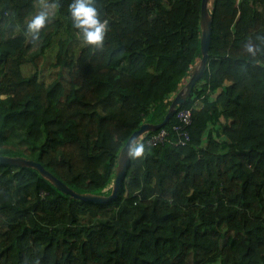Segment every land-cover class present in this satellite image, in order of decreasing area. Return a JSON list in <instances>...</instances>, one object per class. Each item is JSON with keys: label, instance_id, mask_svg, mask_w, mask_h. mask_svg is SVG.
<instances>
[{"label": "trees", "instance_id": "trees-1", "mask_svg": "<svg viewBox=\"0 0 264 264\" xmlns=\"http://www.w3.org/2000/svg\"><path fill=\"white\" fill-rule=\"evenodd\" d=\"M49 1L58 19L28 41L37 0H0V155L109 196L130 136L164 121L202 58V0H94L100 47L79 46L73 0ZM211 13L207 69L163 127L192 110L187 145L142 141L108 203L0 163V264H264V0H215ZM60 26L61 76L47 83L38 61L27 75Z\"/></svg>", "mask_w": 264, "mask_h": 264}, {"label": "water", "instance_id": "water-1", "mask_svg": "<svg viewBox=\"0 0 264 264\" xmlns=\"http://www.w3.org/2000/svg\"><path fill=\"white\" fill-rule=\"evenodd\" d=\"M215 0H202L201 4V17H200V26L202 29L201 35V52L202 58L194 66L191 72V76L187 84L176 94L171 103L170 109L165 116V119L160 124H151L144 123L141 125L140 129L135 131L127 141L126 145L122 148L119 159L118 166L116 170L115 181L112 186V193L109 196L104 195H93L90 193L80 194L69 188L64 182L54 176L50 171L46 170L43 165L33 159H28L24 156H6L0 155V163L14 165L18 167H31L40 172L42 176L52 182V184L62 191L65 194H69L71 197L77 200L82 201H95L98 203H108L118 197L119 190L126 178L127 166L130 160L128 155V150L131 148V145L136 140H140L145 134L151 131H156L164 126H166L170 119L175 114L176 110L181 107L188 97L192 94L195 85L198 80L202 77L204 72L207 69L208 62L210 59L209 49L211 46V38L213 32V17H212V8Z\"/></svg>", "mask_w": 264, "mask_h": 264}, {"label": "clouds", "instance_id": "clouds-1", "mask_svg": "<svg viewBox=\"0 0 264 264\" xmlns=\"http://www.w3.org/2000/svg\"><path fill=\"white\" fill-rule=\"evenodd\" d=\"M41 10L33 16L27 23V35L34 40L39 38V34L46 27L50 19V14L56 8L54 3L50 4L49 0H39ZM71 19L74 28L82 34V39L86 45L103 46L107 21H101L99 13L94 6V0H73L69 7ZM247 52L255 56L257 48L251 43L247 46ZM146 135V134H145ZM145 148L140 140L132 143L128 150L131 159H139L144 156Z\"/></svg>", "mask_w": 264, "mask_h": 264}, {"label": "built area", "instance_id": "built-area-1", "mask_svg": "<svg viewBox=\"0 0 264 264\" xmlns=\"http://www.w3.org/2000/svg\"><path fill=\"white\" fill-rule=\"evenodd\" d=\"M179 125L175 124L172 129H161L150 136L144 135L140 141H144L148 147H158L171 144L174 146H185L190 141L188 127L192 123V110H180L177 113Z\"/></svg>", "mask_w": 264, "mask_h": 264}, {"label": "rangeland", "instance_id": "rangeland-1", "mask_svg": "<svg viewBox=\"0 0 264 264\" xmlns=\"http://www.w3.org/2000/svg\"><path fill=\"white\" fill-rule=\"evenodd\" d=\"M49 3H50V1H49ZM36 4H37L36 14H38V12L41 10L39 0H37ZM55 12H56L55 9H53L51 14H50L49 21H53L55 19H58V17L51 18V17H55V15H56ZM54 30L57 31V34H55V36L52 40L51 46L46 50L45 54L43 56H37L36 60H32V61L28 62V64H26L24 67L25 73L27 75H29V74H31L32 71H34L37 68L36 64L38 61L40 72L42 75L45 76L47 83L50 82L51 79H54V77L61 76L59 74V71L52 68L51 63L56 62L55 54H56V51H58V49H59V41L66 37V33H65V28H63L62 26L57 27ZM28 41H30V36L28 37ZM83 43H84V41L82 39L79 43V46L82 45ZM74 45H76V44H74ZM77 48H78V46H76V49ZM13 148H17V147L13 145Z\"/></svg>", "mask_w": 264, "mask_h": 264}]
</instances>
